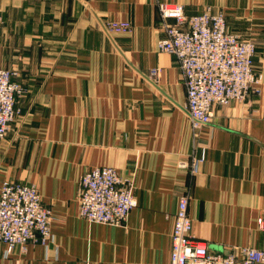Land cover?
<instances>
[{
  "label": "crops",
  "instance_id": "crops-1",
  "mask_svg": "<svg viewBox=\"0 0 264 264\" xmlns=\"http://www.w3.org/2000/svg\"><path fill=\"white\" fill-rule=\"evenodd\" d=\"M163 2L188 16L223 12L229 32L257 45L260 83L244 102L216 106L198 135L176 58L157 46ZM0 17V68L24 89L0 140V188L36 185L55 217L52 243L9 251L0 241V264H169L187 191L193 236L210 251L264 250V0H0ZM193 157L194 176L180 167ZM106 166L135 188L120 226L79 216L81 176Z\"/></svg>",
  "mask_w": 264,
  "mask_h": 264
},
{
  "label": "built area",
  "instance_id": "built-area-1",
  "mask_svg": "<svg viewBox=\"0 0 264 264\" xmlns=\"http://www.w3.org/2000/svg\"><path fill=\"white\" fill-rule=\"evenodd\" d=\"M164 37L157 43L159 50L172 54L181 70L187 91L186 110L195 135L208 126L216 106L244 102L262 75L256 73L254 41L227 29L226 15L206 9L188 16L178 3L159 4ZM173 20L174 23H171ZM1 22V17H0ZM112 32H130V22L108 24ZM151 77L158 75L151 71ZM17 73L0 68V140L21 116L18 99L23 94ZM201 159L193 157L182 162L192 176L199 171ZM134 185L123 179L115 168L97 167L86 171L80 179L79 216L87 221L113 226L124 224L136 207ZM190 193L180 196L171 233L172 251L169 264H264V250L242 249V256L209 250L193 236L189 214ZM51 207L42 201L34 184L4 181L0 188V241L9 251L15 246L23 250L30 242L48 246L54 241Z\"/></svg>",
  "mask_w": 264,
  "mask_h": 264
}]
</instances>
